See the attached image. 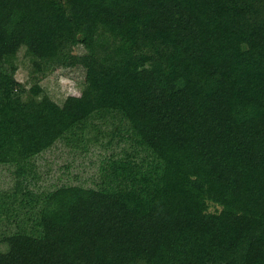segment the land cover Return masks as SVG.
Listing matches in <instances>:
<instances>
[{
	"label": "trees",
	"instance_id": "1",
	"mask_svg": "<svg viewBox=\"0 0 264 264\" xmlns=\"http://www.w3.org/2000/svg\"><path fill=\"white\" fill-rule=\"evenodd\" d=\"M101 137L95 188H30ZM0 165V264H264V0H0Z\"/></svg>",
	"mask_w": 264,
	"mask_h": 264
},
{
	"label": "rangeland",
	"instance_id": "2",
	"mask_svg": "<svg viewBox=\"0 0 264 264\" xmlns=\"http://www.w3.org/2000/svg\"><path fill=\"white\" fill-rule=\"evenodd\" d=\"M77 54H82V47L74 50ZM18 72L16 79L26 87L32 85L35 80L30 74V65L23 58V51L18 54ZM84 70L80 67L73 69H57L47 77L39 79V85L50 99L58 104L68 96H79L84 83ZM107 138L101 137L99 142L91 144L88 151L80 152L72 150L62 141L56 142L49 150L35 157L34 164L39 180L31 184L30 188L52 189L62 185L81 186L84 188H95L98 182V167L103 158L112 151L118 152L119 147L114 144L106 147ZM104 142V143H103ZM102 143V146L101 144ZM12 170L6 166L0 165V190H9L14 181ZM14 232L12 225L5 222L0 223V240L3 236ZM4 251V246L0 244V252Z\"/></svg>",
	"mask_w": 264,
	"mask_h": 264
}]
</instances>
